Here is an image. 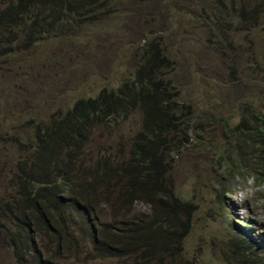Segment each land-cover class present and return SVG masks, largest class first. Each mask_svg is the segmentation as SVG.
Listing matches in <instances>:
<instances>
[{"label": "rangeland", "instance_id": "rangeland-1", "mask_svg": "<svg viewBox=\"0 0 264 264\" xmlns=\"http://www.w3.org/2000/svg\"><path fill=\"white\" fill-rule=\"evenodd\" d=\"M17 1L0 0V11ZM91 13L64 16L31 44L29 22L0 28V264H20L9 235L37 125L59 119L78 98L117 88L155 49L171 61L161 76L170 81L177 119L159 151L162 181L188 205L172 208L166 198L153 207L126 205L125 179L107 181L102 172L132 162L143 112L103 121L80 149H58L49 165L60 170L59 182H91L90 197L81 199L93 228L74 205L66 206L68 239L58 250L57 234L39 229L40 262L28 254L27 264H264V184L258 187L248 171L226 170L227 149L239 140L232 127L252 113L264 115V0H102ZM42 15L48 18V11ZM153 212L171 225L160 230L165 244L149 233V242L107 252L116 231L144 225Z\"/></svg>", "mask_w": 264, "mask_h": 264}, {"label": "trees", "instance_id": "trees-1", "mask_svg": "<svg viewBox=\"0 0 264 264\" xmlns=\"http://www.w3.org/2000/svg\"><path fill=\"white\" fill-rule=\"evenodd\" d=\"M47 1L46 4H40L32 0H18L0 11V28L9 30L22 20L29 22L26 41L35 43L42 34L50 33L57 25L64 23V16L77 18L85 13L92 14L94 7L99 6L102 0ZM40 6L42 7L38 9ZM47 8L48 10H44ZM44 11H48V18L41 16ZM170 63L165 54L155 49L133 76L123 80L117 88H104L95 97L78 98L71 107L59 112V119L37 125L36 151H32V157L26 159L23 164L30 167L23 171L21 177V197L16 205L20 207L19 215L14 220L15 229L9 235L20 264L28 263L25 258L28 254L40 262L36 255L34 236L41 228L52 229L57 234V249L60 250L61 242L69 236L67 226L65 228L62 225L65 220L68 223L70 218L66 214L68 205H74L85 221V226L93 228V219L88 215L91 211L83 205L81 199L84 197L87 201L90 197L91 182L86 181L85 186L76 178L75 181L66 178L59 182L60 170L54 166L49 167L56 160L57 150L70 146L80 149L94 125L126 118L136 109L143 112V126L131 145L132 162L118 170L106 168L102 177L107 181L115 177L125 179L122 198L129 207L140 201L153 207L165 198L169 200L172 208L188 205L174 197L162 181L165 168L159 151L167 146L164 136L174 129L177 120L173 112L176 103L170 91V81L161 76V69ZM259 119L264 122V115L252 113L251 117H244L232 127L233 134L239 140L227 149L226 170L228 174L248 171L258 187H261L264 184V149L262 151L260 144H263L264 140V127L258 126ZM256 143L258 151L253 149ZM245 145L250 146L252 151H245ZM239 147L240 151L237 149ZM20 170L22 175V168ZM167 227H171L168 220H159L157 213L153 212L152 219L144 225L139 224L134 228L129 226L122 231L115 230L113 237L107 240L109 245L105 249L111 255H119L131 244L149 242L144 238L149 233L151 241L157 242L160 238L165 244L167 233L160 234L163 232L160 230ZM151 232H154L153 236Z\"/></svg>", "mask_w": 264, "mask_h": 264}]
</instances>
